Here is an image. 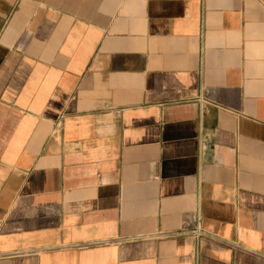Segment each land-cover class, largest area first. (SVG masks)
I'll list each match as a JSON object with an SVG mask.
<instances>
[{
    "label": "crops",
    "instance_id": "0c3cea01",
    "mask_svg": "<svg viewBox=\"0 0 264 264\" xmlns=\"http://www.w3.org/2000/svg\"><path fill=\"white\" fill-rule=\"evenodd\" d=\"M0 264H264V0H0Z\"/></svg>",
    "mask_w": 264,
    "mask_h": 264
},
{
    "label": "built area",
    "instance_id": "2783aa9c",
    "mask_svg": "<svg viewBox=\"0 0 264 264\" xmlns=\"http://www.w3.org/2000/svg\"><path fill=\"white\" fill-rule=\"evenodd\" d=\"M198 100H199L200 105H203V103L205 102V101L202 99V96H201V95H199ZM194 232L197 233V235L203 234L202 232H197V231H194Z\"/></svg>",
    "mask_w": 264,
    "mask_h": 264
}]
</instances>
